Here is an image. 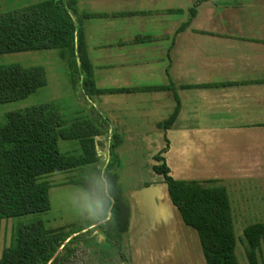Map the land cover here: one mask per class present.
Instances as JSON below:
<instances>
[{
	"label": "trees",
	"instance_id": "obj_1",
	"mask_svg": "<svg viewBox=\"0 0 264 264\" xmlns=\"http://www.w3.org/2000/svg\"><path fill=\"white\" fill-rule=\"evenodd\" d=\"M83 1L91 0H42L21 9L0 12V56L59 51L61 58L66 61V72L73 87L82 86L89 97L174 90L175 85L172 83L157 88H99L84 26L85 20L99 15L80 14L78 6ZM208 1L198 0L188 10L187 22L178 34L191 26L199 7ZM47 85V72L41 66H0V105L27 99ZM180 110L181 103L177 99L174 113L167 121L158 124V128L167 131L173 127ZM5 117V124L0 125V222H12L51 210L50 191L53 186L43 177L87 166L97 167L102 163L98 150L104 141L100 143L97 140L102 136L107 137L108 132L98 129L94 121L77 120L71 127H65L61 113L50 104L11 112ZM108 139L111 143L109 162L104 171L97 168L95 174L101 172V177L104 173L109 197H106L104 182H101L102 192L97 187L90 189L94 197L103 193L106 199L104 214L92 218L79 228L47 229L41 221L18 226L13 224L11 238L2 252L0 264H74L76 253L70 246L82 236V232L95 225H99V230L111 243L125 236L130 215L116 174L122 168L117 149L124 141L116 134ZM60 140L78 141L82 154H62L59 150ZM166 142V148L154 157L155 164L152 167L148 164L146 169L168 184L173 205L179 210L185 225L198 234L206 264H239L227 189L205 187L197 181H177L172 178L163 156L169 148V142ZM113 198L115 205L112 208ZM110 209L112 218L107 221L105 217ZM244 235L248 243L249 264H259L264 224L248 226Z\"/></svg>",
	"mask_w": 264,
	"mask_h": 264
},
{
	"label": "crops",
	"instance_id": "obj_2",
	"mask_svg": "<svg viewBox=\"0 0 264 264\" xmlns=\"http://www.w3.org/2000/svg\"><path fill=\"white\" fill-rule=\"evenodd\" d=\"M251 6L239 4L225 9L209 0L199 7L197 17L182 33L178 34L188 16L180 26L170 27L160 36L143 31L121 38L115 56L104 55L97 59H114L118 73L110 87H107V79H101L97 84L101 89L175 85L174 90L145 93L168 113V118L177 107V99L181 103L173 127L167 131L159 129L158 124L165 122L160 119L153 132L157 139L165 140V144L157 147L152 155L161 153L167 146L166 141L169 142L163 156L170 176L177 181H197L205 187H215L218 183L221 185L218 187L226 188L238 185L235 178L240 173L241 178L264 173V22H260V27H253L258 23L249 22L247 17L243 22L240 11ZM182 86L194 88L183 89ZM133 95L138 94L116 97ZM102 98L109 111L116 101L106 96ZM113 131L110 137L118 135L117 128ZM193 141L198 158L195 165L185 167L183 160ZM136 162V171L143 182L137 184L133 195L124 196L130 215L128 232L120 241L111 243L101 232V238L95 237L94 229L99 225L92 226L86 230L94 232L92 238H88L91 246L85 247V258L80 264H163L161 260L166 264L171 261L165 254L167 242L175 241L178 229L186 225L168 189L163 191L161 207L153 204L150 216L146 215L144 220L135 192L161 181L148 169L145 172L144 164L151 163L149 159L138 157ZM151 219L160 224L153 226ZM197 248L196 245L195 256L203 260L202 247V251Z\"/></svg>",
	"mask_w": 264,
	"mask_h": 264
},
{
	"label": "rangeland",
	"instance_id": "obj_3",
	"mask_svg": "<svg viewBox=\"0 0 264 264\" xmlns=\"http://www.w3.org/2000/svg\"><path fill=\"white\" fill-rule=\"evenodd\" d=\"M40 1L42 0H1L0 12L6 13L21 9ZM197 1L91 0L80 2L78 6L80 14L94 13L99 15L97 18L84 21L96 83L99 84L101 79L104 81L107 79V87H110L113 79L118 74L115 71L116 61L114 59L108 61H97V59L104 55L111 58L115 56L121 38L133 37L136 32L142 33L143 31L152 35H163L165 30L180 26L182 20L186 21L188 10ZM211 3L225 9L231 8L233 5L250 4L251 7L240 11L243 15V22H246L248 18L249 22L258 23L254 24L253 27H260V22H264V0H211ZM129 13L134 15L130 16ZM248 30L257 35L254 30ZM9 65H20L25 68L41 66L45 68L48 85L27 99L0 105V125L5 124V116L11 112L50 104L61 113L65 127H71L77 120H91L96 123L98 129H105L108 136H102L97 140L100 143L104 141L103 146H100L98 150V156L102 163L97 167L87 166L43 177L44 181L53 186L50 191L51 210L49 212L25 216L14 219L12 222H0V258L5 246L10 241L14 225H26L41 221L47 229L79 228L92 219L84 206L87 203H95L96 201L105 202L106 199L103 197V193L102 196L95 194L97 197H94L90 189L97 187L102 192L101 182H104L106 197H109L104 173L102 172V176L99 177L101 172L95 174V170L97 168L103 170L106 167L111 144L108 138L112 133H115L113 131L115 128L119 130L118 135L124 141L123 145L117 149L122 168L116 174L119 176V185L123 195L125 197L133 195L132 192L138 186L137 184L143 182L141 175L136 171V160L139 157L141 160L149 159V162L154 163L153 159L156 155L154 156L152 153L157 152V147H164L165 140L157 139L158 136L153 132L157 128L158 120L164 119L163 121H166L169 119L168 113H164L162 108L155 105L149 93H139L137 96H126L125 98L106 96L109 100L112 99L117 102L107 111L104 98L89 97L82 86L73 87L66 72V61L61 58L59 51L28 52L0 56V66ZM148 145L149 147H147ZM59 150L62 154L68 156L82 154L80 143L73 140H60ZM189 150L190 152L183 160L185 167L195 165L194 163L198 158L194 141ZM141 162L144 163L145 161ZM146 168L147 166L144 164L145 172ZM224 168L225 170L228 169L227 166H224ZM134 170L135 172H133ZM188 173L195 174L196 172L188 171ZM236 174L237 172L234 173V175ZM241 174L235 178V183H238V185H231L226 188L231 201L237 241L236 257L239 264H249L247 259L248 243L244 232L248 226L264 224V173L261 176L253 173L248 178H241ZM244 175H247V173H244ZM218 186L221 185L216 183L215 187ZM179 229L175 241L167 242L169 245H174L172 247L168 245L165 249L167 252L165 254H168L172 261H167L166 264H200V261L206 264L205 258L202 260L195 256L196 250L194 248L196 245L197 249L202 251L198 234L187 226L182 227L181 230ZM95 231H97L95 237L101 238L99 228L94 229ZM94 232L92 231V234L87 231L83 232L82 236L77 238L70 246L72 250H75L76 264H80V261L85 258V247L83 245H91L88 238H92ZM161 262L165 264L163 260ZM259 264H264V241L259 252Z\"/></svg>",
	"mask_w": 264,
	"mask_h": 264
},
{
	"label": "water",
	"instance_id": "obj_4",
	"mask_svg": "<svg viewBox=\"0 0 264 264\" xmlns=\"http://www.w3.org/2000/svg\"><path fill=\"white\" fill-rule=\"evenodd\" d=\"M164 189H168V184L165 182H154L149 186H145L139 191L135 192V199L138 201L139 211L143 214V218L146 221L147 216H150V212L152 211V205H156L158 207L162 204L164 200ZM170 197V195H169ZM147 199V200H146ZM152 218V217H151ZM154 218V216H153ZM152 225L155 226L160 224V221L156 219H151ZM153 229H155L153 227Z\"/></svg>",
	"mask_w": 264,
	"mask_h": 264
},
{
	"label": "clouds",
	"instance_id": "obj_5",
	"mask_svg": "<svg viewBox=\"0 0 264 264\" xmlns=\"http://www.w3.org/2000/svg\"><path fill=\"white\" fill-rule=\"evenodd\" d=\"M115 205V199H112V208ZM86 210L90 214V218L95 219L101 214H104V202L96 201L95 203H87L85 206ZM106 220H111L112 218V210L110 209L106 214Z\"/></svg>",
	"mask_w": 264,
	"mask_h": 264
}]
</instances>
